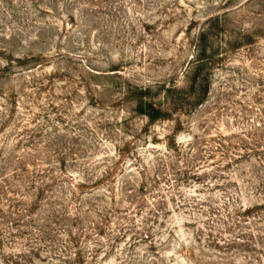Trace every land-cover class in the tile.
Segmentation results:
<instances>
[{"label":"rangeland","instance_id":"374dc122","mask_svg":"<svg viewBox=\"0 0 264 264\" xmlns=\"http://www.w3.org/2000/svg\"><path fill=\"white\" fill-rule=\"evenodd\" d=\"M0 264H264V0H0Z\"/></svg>","mask_w":264,"mask_h":264},{"label":"trees","instance_id":"16d2710c","mask_svg":"<svg viewBox=\"0 0 264 264\" xmlns=\"http://www.w3.org/2000/svg\"><path fill=\"white\" fill-rule=\"evenodd\" d=\"M209 36V32L205 29L196 36L194 60L190 63L192 73L190 74V71L187 72L189 73V75L187 74L188 85L182 88L171 83L169 85L163 84L159 87V90L164 89L163 98L168 102L167 105H164L161 99H155L151 92V87H140V93L137 94L136 111L147 117L150 123L173 119L176 111L201 105L208 98L212 85L209 73H211L212 67L217 62L215 52H212L208 45ZM187 98H190L191 102L189 106L185 107L183 101ZM173 146L176 149L180 148L176 141H174ZM120 155H122V152ZM194 176L198 179L200 178L198 175ZM250 212L251 208L244 209V213L247 215ZM76 256L79 262L82 263V251H78Z\"/></svg>","mask_w":264,"mask_h":264}]
</instances>
